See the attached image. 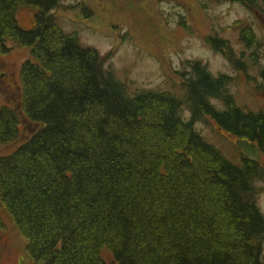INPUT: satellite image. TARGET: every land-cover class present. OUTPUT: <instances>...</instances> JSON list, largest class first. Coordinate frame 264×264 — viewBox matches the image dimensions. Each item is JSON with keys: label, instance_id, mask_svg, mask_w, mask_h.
Here are the masks:
<instances>
[{"label": "trees", "instance_id": "obj_1", "mask_svg": "<svg viewBox=\"0 0 264 264\" xmlns=\"http://www.w3.org/2000/svg\"><path fill=\"white\" fill-rule=\"evenodd\" d=\"M59 1L0 0V53L13 40L33 54L22 64L20 98L0 105V142L20 137L23 117L30 123L29 136L0 155V200L28 255L41 264H110L101 254L108 247L115 264H264L256 184L264 162L242 156L236 164L195 128L209 115L263 152L264 112L235 104L222 88L227 75L200 61L190 62L189 120L177 94L130 95L98 50L58 27ZM20 4L36 7L29 29L17 20ZM244 36L252 42V31Z\"/></svg>", "mask_w": 264, "mask_h": 264}, {"label": "rangeland", "instance_id": "obj_2", "mask_svg": "<svg viewBox=\"0 0 264 264\" xmlns=\"http://www.w3.org/2000/svg\"><path fill=\"white\" fill-rule=\"evenodd\" d=\"M35 12L36 7L20 4L19 25L30 28ZM53 12L58 27L99 51L105 68L126 85L130 95L147 90L177 94L183 100L181 114L189 120L188 82L195 78L190 62L200 61L213 75H227L222 88L235 104L247 112H264V0L250 5L235 0H60ZM248 30L253 33L251 43L244 36ZM210 34L226 44L211 46L205 39ZM8 43L11 49L0 55V105L19 99L22 63L33 59L29 46ZM213 101L225 107L223 100ZM29 126L23 117L20 137L0 142V155L16 149L29 136ZM195 128L229 160L242 162L236 137L221 130L209 115L195 120ZM256 184L264 214V180ZM27 244L0 200V264H41L28 255ZM101 254L115 264L108 247Z\"/></svg>", "mask_w": 264, "mask_h": 264}, {"label": "water", "instance_id": "obj_3", "mask_svg": "<svg viewBox=\"0 0 264 264\" xmlns=\"http://www.w3.org/2000/svg\"><path fill=\"white\" fill-rule=\"evenodd\" d=\"M237 147L243 155H246L250 160L261 159V149L257 143L247 138H239L236 140Z\"/></svg>", "mask_w": 264, "mask_h": 264}]
</instances>
